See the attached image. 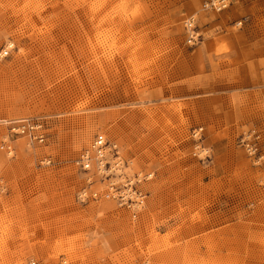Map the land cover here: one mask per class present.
<instances>
[{
  "label": "rangeland",
  "instance_id": "rangeland-1",
  "mask_svg": "<svg viewBox=\"0 0 264 264\" xmlns=\"http://www.w3.org/2000/svg\"><path fill=\"white\" fill-rule=\"evenodd\" d=\"M0 264H264V0H0Z\"/></svg>",
  "mask_w": 264,
  "mask_h": 264
},
{
  "label": "built area",
  "instance_id": "built-area-1",
  "mask_svg": "<svg viewBox=\"0 0 264 264\" xmlns=\"http://www.w3.org/2000/svg\"><path fill=\"white\" fill-rule=\"evenodd\" d=\"M37 125H33L30 123H23L21 124V132H23L25 129L30 133L31 129H34L33 127H35ZM39 140H43V136L39 135L38 137ZM106 145V140L103 136V134H96L91 142V146L90 149L88 150H84L79 158L77 159V163L79 165V167L83 170V171H88L91 168V163L92 161H94L96 163V166L98 164H101L102 162V157H103V147ZM251 149V147H250ZM88 196H90L92 199H97L101 196V194H99L97 191H91L89 193V195H87L84 198H87ZM102 196L104 197H109V193H102ZM117 198V200L121 203H124L123 201L125 200V195L124 192H119L117 194V196H115ZM140 202V200L138 201Z\"/></svg>",
  "mask_w": 264,
  "mask_h": 264
},
{
  "label": "bare ground",
  "instance_id": "bare-ground-1",
  "mask_svg": "<svg viewBox=\"0 0 264 264\" xmlns=\"http://www.w3.org/2000/svg\"><path fill=\"white\" fill-rule=\"evenodd\" d=\"M104 14V13H103ZM107 22V21H106ZM112 23V22H111ZM114 24V23H113ZM100 28V27H99ZM103 44V43H102Z\"/></svg>",
  "mask_w": 264,
  "mask_h": 264
}]
</instances>
